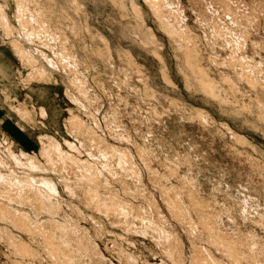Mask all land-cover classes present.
Listing matches in <instances>:
<instances>
[{
    "label": "rangeland",
    "instance_id": "374dc122",
    "mask_svg": "<svg viewBox=\"0 0 264 264\" xmlns=\"http://www.w3.org/2000/svg\"><path fill=\"white\" fill-rule=\"evenodd\" d=\"M24 1L46 30L0 0V107L36 148L0 132V264H236L207 224L240 264H264V0H163L179 38L148 0ZM53 141L63 160L44 156ZM16 159L41 167L55 212L15 187Z\"/></svg>",
    "mask_w": 264,
    "mask_h": 264
},
{
    "label": "bare ground",
    "instance_id": "6f19581e",
    "mask_svg": "<svg viewBox=\"0 0 264 264\" xmlns=\"http://www.w3.org/2000/svg\"><path fill=\"white\" fill-rule=\"evenodd\" d=\"M149 5H151V10H153L154 14L156 15V17H158L161 22L164 24V26L169 29V34L171 33L174 36H178V38L180 36H182L180 31V28H178V21L179 19L177 17H174V11L172 12L171 10L168 9V5L165 1L163 0H148ZM23 2H25L24 0H18V14H19V21L22 23V25L24 27H26L27 29H29L30 31H32L35 36H41L40 33H44V31L46 30V27H41L37 24L38 19L35 18V16H38V12L36 10H34V12H32L31 9H29L26 6H22ZM135 4V3H134ZM150 7V6H148ZM33 9V8H32ZM6 10V9H5ZM30 13L29 16H27V13ZM35 13V14H32ZM153 14V16H154ZM228 14V13H227ZM231 14V13H230ZM228 14V15H230ZM3 15V14H2ZM3 21H5V17L3 16ZM16 18V17H15ZM140 18V17H139ZM157 19V20H159ZM230 19V18H229ZM251 20V19H250ZM37 21V22H36ZM170 21V22H169ZM160 22V21H159ZM180 22V21H179ZM181 23V22H180ZM4 27L6 28L7 31H10L7 23L4 22ZM236 27V25H234ZM11 27V26H10ZM18 27V26H17ZM142 27V26H141ZM162 28V27H161ZM1 30V29H0ZM184 30V29H183ZM21 31V30H20ZM166 32V31H165ZM188 32V31H187ZM4 33V32H3ZM83 34V33H82ZM167 34V33H166ZM184 34V33H183ZM141 36V35H140ZM143 36V35H142ZM216 36V35H215ZM230 36V35H229ZM169 37V36H168ZM184 37V35H183ZM213 37V36H212ZM218 37V36H217ZM5 39V38H4ZM191 39V38H190ZM178 41V40H177ZM188 41V40H187ZM240 41V40H239ZM182 42V41H181ZM11 43V42H10ZM192 43V42H190ZM54 44V43H53ZM226 44V43H225ZM16 45V44H15ZM236 45V44H235ZM11 46V45H10ZM14 46V45H13ZM228 47V46H227ZM160 58V57H158ZM64 59V58H63ZM62 59V60H63ZM61 60V59H60ZM65 62L67 64H69L67 61L70 62V58H66L64 59ZM161 60V59H160ZM74 61V60H73ZM158 61V60H157ZM230 64H233L235 62H237L236 58H233ZM65 63V64H66ZM83 63V62H82ZM187 63V62H186ZM86 64V63H84ZM52 66V65H51ZM64 68L67 67L68 65H63ZM76 66V65H75ZM245 67V66H244ZM187 68V67H186ZM54 70V69H53ZM249 70V69H248ZM57 71V70H56ZM68 71V70H67ZM241 78H243L244 76H239ZM246 77V76H245ZM249 81V80H248ZM84 83V82H83ZM206 83V84H205ZM204 83V88L206 89L207 92H211L213 94L216 93L215 90V85L212 82H205ZM230 83V82H229ZM250 83L252 85H258L259 82H257L254 78L250 79ZM81 84V83H80ZM85 84V83H84ZM248 85V84H247ZM200 87V86H199ZM232 92V91H231ZM240 93V92H239ZM227 102V101H226ZM263 104V103H262ZM257 105V103H256ZM260 106V105H259ZM264 106V105H263ZM252 107V106H251ZM261 107V106H260ZM259 107V108H260ZM244 108V107H243ZM261 109H259L260 111ZM262 111L264 112V110L262 109ZM154 114V113H153ZM79 122L72 120L71 124L77 126V130L81 129L80 123ZM70 126V125H69ZM80 133L83 131H79ZM88 137H90L91 140H94L93 135H88ZM44 145V144H43ZM52 147V149H51ZM49 148V149H48ZM44 150V156L49 157L50 153H53L56 157H58L59 159H62V152L60 149V146L58 145L57 142H54L51 144V146H47V148H43ZM22 156H25L26 153H21ZM12 156L15 157L14 154H12ZM238 157V156H237ZM63 160V159H62ZM2 164V163H0ZM15 164L19 167H23L26 168L29 171V174H27L26 172H23L26 174V176L20 178L19 176L13 175L11 181L15 184V187L19 190H21L20 193H22L25 190L28 191H34L35 193H37V198L38 197H47L50 200V208L46 207V212H48L49 214H52L53 212H55V210H57V206L54 205V203L51 200V193H53V191L51 190V184L47 181H41V183L37 186V184L39 183L33 176L32 173L34 171H38L41 167L38 166V164L32 160L28 161L27 166L21 162L20 159H16L15 160ZM54 164V163H53ZM64 167H66L64 165ZM90 177V175H89ZM4 180V178L0 175V183L1 181ZM190 184V182H189ZM41 187H43L44 189L48 190L50 192H46L44 190L41 189ZM38 188V190H37ZM19 193V192H18ZM19 193V202L23 201V196ZM54 205V206H53ZM115 205V204H114ZM174 205L177 207V212H178V216L179 217H187V213H184V210L182 209V206L180 205L179 202H174ZM253 205V204H252ZM255 206V205H254ZM175 209V208H174ZM9 210V209H8ZM246 211V210H245ZM256 211V210H255ZM5 213L10 214V210L8 212H6L5 210H2L0 212V219H5ZM14 218L17 219V222H19L18 226L19 228H23V229H28L29 230V225H20L21 222H28V218H26L21 212H17L13 214ZM204 227L206 228V230L209 232V236H211V240L216 244L219 245L223 248V250L231 257L234 259L236 264H240L239 262V256L241 255L238 250L236 248H233L234 245H229L228 242L226 241V239L220 237L219 235L215 234L213 232L212 227H210V225H204ZM34 233V232H32ZM217 236H219L218 239H215ZM218 240V241H216ZM46 245L49 249V251L51 253H53L54 255L57 254L59 251H61V248L58 244H56L55 242L53 243L52 239L48 236H46ZM12 247L15 249L16 253L18 255H20L21 258H23L24 256H33L34 254L30 252L29 248L24 245V244H12ZM178 255V254H177ZM198 256V255H197ZM203 264V263H201ZM205 264V263H204Z\"/></svg>",
    "mask_w": 264,
    "mask_h": 264
},
{
    "label": "crops",
    "instance_id": "0c3cea01",
    "mask_svg": "<svg viewBox=\"0 0 264 264\" xmlns=\"http://www.w3.org/2000/svg\"><path fill=\"white\" fill-rule=\"evenodd\" d=\"M0 132L7 134V136L21 149V153H26L24 149L36 148V141L30 136L26 135V131L20 127L19 121H14L12 117L5 114L0 107ZM4 210V206L0 205V212Z\"/></svg>",
    "mask_w": 264,
    "mask_h": 264
}]
</instances>
